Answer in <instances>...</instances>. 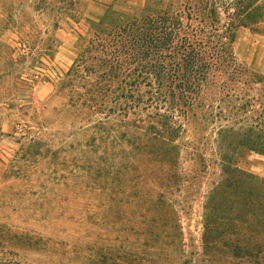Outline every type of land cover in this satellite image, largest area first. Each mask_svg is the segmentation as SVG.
Instances as JSON below:
<instances>
[{
  "label": "rangeland",
  "instance_id": "rangeland-1",
  "mask_svg": "<svg viewBox=\"0 0 264 264\" xmlns=\"http://www.w3.org/2000/svg\"><path fill=\"white\" fill-rule=\"evenodd\" d=\"M78 1L72 17L63 0H0V223L11 229L8 258L264 264V186L231 170L264 180V154L218 148L227 75L216 72L204 96L215 119L204 122L195 108L177 118L172 138L91 113L88 62L79 77L73 70L88 47L90 19L113 0ZM184 1L159 7L180 9ZM118 2L137 15L146 5ZM233 54L264 76L263 32L238 27Z\"/></svg>",
  "mask_w": 264,
  "mask_h": 264
},
{
  "label": "trees",
  "instance_id": "trees-1",
  "mask_svg": "<svg viewBox=\"0 0 264 264\" xmlns=\"http://www.w3.org/2000/svg\"><path fill=\"white\" fill-rule=\"evenodd\" d=\"M160 2L146 0L137 15L113 0L90 19L88 47L82 48L73 70L79 77L81 63L88 62V110L105 119L117 115L129 125L147 124L154 135L172 138L177 118L195 108L204 113V122L215 119L214 105L204 96L220 71L227 75L228 90L220 101L228 103L221 107L228 121L218 130L219 151L248 148L264 154V76L233 54L238 27L264 33V0H185L180 9H172L173 3L159 7ZM78 3L63 0L65 14L76 17ZM231 170L264 186V180ZM8 228L0 223V264H22L7 256ZM14 234V242L22 241L23 235Z\"/></svg>",
  "mask_w": 264,
  "mask_h": 264
}]
</instances>
